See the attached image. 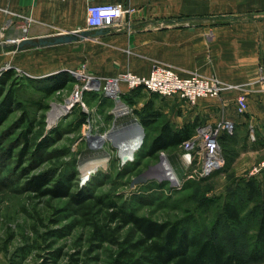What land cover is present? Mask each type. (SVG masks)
Wrapping results in <instances>:
<instances>
[{
	"label": "rangeland",
	"instance_id": "rangeland-1",
	"mask_svg": "<svg viewBox=\"0 0 264 264\" xmlns=\"http://www.w3.org/2000/svg\"><path fill=\"white\" fill-rule=\"evenodd\" d=\"M69 61L68 66L72 64ZM80 66L72 70H85V63ZM17 72L23 76L17 93L27 116L20 123L22 109H15L0 125V264H72L76 260L80 264H109L115 251L113 241L100 243L92 239L91 227L68 197L38 196L26 189L27 175L40 173L49 174L53 179L71 177L73 192L80 188L83 194L99 196L104 201L109 198L157 221L183 220L191 232L216 234L228 248L245 254L259 244L257 217L252 213L256 202L246 198L243 186L249 177H257L259 198L264 202V133L258 137L254 128L256 139L250 140L248 127L239 133L235 129L236 136L230 138L229 143L221 144L225 167L208 175L200 176L197 172L201 156L195 148L193 163L187 165L182 161L180 146L148 156L144 154L145 145H140L142 148L139 146L133 152L134 158L122 163L119 141H115L129 137L132 110L117 113L114 111L116 101L103 96L100 90L98 93L104 97L101 102L83 93L84 106L74 102L50 124V110L58 104H70L76 86L84 79L70 73L72 80L65 88L43 97L36 89L25 86L33 82L27 81L24 71ZM45 76L30 77L41 85L45 83ZM122 89H126L123 93L130 91ZM131 92L129 97L136 103L120 98L130 109L137 102L147 100L154 102L155 109L163 102L167 105L166 98L152 91ZM41 98L45 108L28 104L30 100ZM80 110L89 115L83 123ZM161 114L162 118H168L166 112ZM17 122L19 125H15ZM29 123L32 128L30 151L21 159L22 163H18L20 132ZM101 135L104 137L100 139ZM43 136L50 137V143L37 151L36 144ZM8 150L10 153H6ZM165 164L170 166L176 181L164 174ZM154 165L159 167L150 171L149 177L131 185L135 177ZM22 168L28 174H22ZM86 170L93 171L88 178H84ZM226 200L241 207V224L230 223L221 216L220 208ZM117 224L112 223L115 228ZM129 229V226L120 227L115 235L121 239ZM253 264H264V257Z\"/></svg>",
	"mask_w": 264,
	"mask_h": 264
},
{
	"label": "crops",
	"instance_id": "crops-1",
	"mask_svg": "<svg viewBox=\"0 0 264 264\" xmlns=\"http://www.w3.org/2000/svg\"><path fill=\"white\" fill-rule=\"evenodd\" d=\"M94 1L128 2L135 11L122 18L120 29L96 34L86 27L85 0H0V71L10 65L40 77L85 63L84 72L103 79L126 70L146 75L153 63L161 62L180 75L212 74L248 90L245 111L235 101L244 90L234 87L215 97H201L194 105L164 97L167 105L163 102L157 108L166 112L174 127L187 122L215 124L226 118L238 133L249 126L256 128L258 137L264 133V85L258 81L259 68H264V0ZM80 30L89 33L71 42L21 50L6 42ZM131 114L129 126L135 128L138 117Z\"/></svg>",
	"mask_w": 264,
	"mask_h": 264
},
{
	"label": "trees",
	"instance_id": "trees-1",
	"mask_svg": "<svg viewBox=\"0 0 264 264\" xmlns=\"http://www.w3.org/2000/svg\"><path fill=\"white\" fill-rule=\"evenodd\" d=\"M20 77L23 76H20L12 66L0 71V125L15 109H22L19 122L25 121L23 119L27 116V112L23 109L17 93L18 87H20ZM29 77L26 76L27 81L30 80L34 84L25 86L36 89L43 97L65 88L72 80L70 72L67 70L45 76L43 79L45 83L41 85L36 84L34 79ZM137 90L145 91L142 87H137L122 93L123 95L120 97L126 98L128 102L134 104L136 100H132L129 95L132 93L131 91ZM84 94L93 95L100 102L104 98L97 91H86ZM42 99L30 100L28 104L45 108L46 104L42 102ZM154 106V102L147 100L139 108L132 109V113L138 117V122L143 128L144 136L140 145H145L144 154L148 156H154L160 150L178 148L184 140L192 136L197 125L194 122H187L181 127H174L168 118H162V112L155 109ZM88 116L86 112L80 110L82 123L88 120ZM19 122L15 125H19ZM31 132L30 123L20 132L21 145L18 152V163H22L21 159L30 151ZM235 133V128L232 133H220L218 137L220 149L223 146H221L222 143H229V139L236 136ZM247 136L249 138V129ZM254 137L256 139V136ZM50 140V137L43 136L37 142L35 149L37 151L43 149L50 143ZM141 146L140 149L143 147ZM10 151L8 150L6 153H10ZM196 161L197 159L194 160V163ZM225 165L226 162L219 170L223 169ZM21 173L26 175L28 171L22 168ZM25 181L26 189L33 191L38 196L68 197L70 204L76 205L87 220L86 223L91 227L93 240L100 243L113 241L116 248L111 255L109 264H253L254 261L264 257V202L259 198L257 177H249L243 186L246 198L256 202V208L252 209V213L257 217L256 239L259 240V244L253 246L246 254L228 248L216 234L203 235L191 232L184 225L183 220L157 221L146 215L138 214L109 198L104 201L102 197L83 194L80 188L73 192L71 177L69 179H53L49 174L40 173L27 175ZM93 209L96 210L92 212ZM220 213L223 219L230 223H242L241 207L232 200L222 203ZM114 222L118 223L116 228L112 225ZM124 226H129L130 229L123 238L118 239L115 235L116 230ZM72 264L80 263L76 260Z\"/></svg>",
	"mask_w": 264,
	"mask_h": 264
},
{
	"label": "built area",
	"instance_id": "built-area-1",
	"mask_svg": "<svg viewBox=\"0 0 264 264\" xmlns=\"http://www.w3.org/2000/svg\"><path fill=\"white\" fill-rule=\"evenodd\" d=\"M86 1V15L85 23L86 27L90 30H96L98 28H116L120 29L123 25L122 18L130 16L134 11L133 7L128 2H95L94 0ZM21 38L8 39L6 42H17ZM11 67L10 65L5 68ZM4 68V69H5ZM70 73L77 74L78 77H82V80L75 89V95L72 97V101L68 105V109L74 102H82V94L86 91L103 92V96L112 97L117 104V101H121L120 94L126 89H134L142 87L145 90L155 92L162 97H174L189 105H194L196 101L201 97H215L220 94L225 88H237L243 89L242 85L230 84L223 82L216 75H206L195 71L189 72L186 75H180L173 66L161 62H155L152 64L148 74L140 75L130 70L122 71L111 77H104L103 79L90 75L84 70H68ZM77 76V75H76ZM258 81L264 85V68H259ZM115 85V87H113ZM236 96V103L238 104L240 111H245L247 107V92L246 88L243 89ZM116 96H119V100H116ZM125 106V110L120 112L124 113L128 110V105L122 101ZM116 108V105H115ZM114 108V111H115ZM66 110V111H67ZM142 127V126H141ZM140 128L141 138H143V128ZM235 128V123L223 118L215 124H200L196 126L195 134L190 138L184 140L180 144L182 150L183 163H192V151L195 148L196 152L200 154L199 167L197 172L200 176L208 175L213 170L223 166L224 158L221 155L220 145L218 137L220 133L227 132L232 133ZM254 127L249 126V138L254 140L253 134ZM90 131V130H89ZM88 131L87 136L91 135ZM140 138V140H141ZM141 144V143H140ZM132 159V158H130ZM264 165V163H263Z\"/></svg>",
	"mask_w": 264,
	"mask_h": 264
},
{
	"label": "water",
	"instance_id": "water-1",
	"mask_svg": "<svg viewBox=\"0 0 264 264\" xmlns=\"http://www.w3.org/2000/svg\"><path fill=\"white\" fill-rule=\"evenodd\" d=\"M105 28H98L95 30L96 34H101L105 31ZM89 32L86 30H80V31H67L55 35H50V36H41L38 38H33V37H24L21 38L17 42H12L11 44H8L7 47L13 48L16 50H21L25 49L28 47H40L44 45H51V44H56V43H62V42H70L73 40H77L88 34ZM116 100H119V96H116ZM136 125L138 127H141V124L139 122H136ZM142 128V127H141ZM142 142V138L140 140V143ZM121 162L124 163L129 159V155L127 154H119ZM159 167L158 165H154L150 167L146 172L140 174L139 176L135 177L131 181V185H134L135 182L139 180H145L147 177H149V172L152 170H156V168Z\"/></svg>",
	"mask_w": 264,
	"mask_h": 264
},
{
	"label": "bare ground",
	"instance_id": "bare-ground-1",
	"mask_svg": "<svg viewBox=\"0 0 264 264\" xmlns=\"http://www.w3.org/2000/svg\"><path fill=\"white\" fill-rule=\"evenodd\" d=\"M76 75L78 76L79 73H77ZM113 87H115V85ZM68 105H69V102L65 103L63 105H60V104L55 105L50 110V112L48 114L49 123L50 124L54 123L60 115L64 114L68 108ZM124 110H125V106L123 105L122 101H120V100L117 101L115 111L118 113V112H122ZM130 128H129L130 131H129V135H128L129 137L127 139H124L123 141H120V140L115 141V142L119 141V143H118L119 154H127L130 156L129 159L134 158L133 152H134V150H136L140 146V138H141L140 128H136V127L134 128L133 126H130ZM98 137L101 139L104 137V135H101ZM93 138H95V137H93ZM163 169H164L163 172L166 176H170L173 178L174 181H176L175 176H174L172 170L170 169V166L165 164ZM92 172L93 171H91V170H86V173H85L86 176L84 175L85 176L84 178H88Z\"/></svg>",
	"mask_w": 264,
	"mask_h": 264
}]
</instances>
